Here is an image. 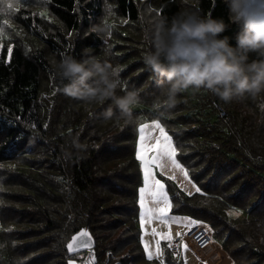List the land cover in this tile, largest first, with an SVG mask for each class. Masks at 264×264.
I'll return each instance as SVG.
<instances>
[{
    "label": "trees",
    "instance_id": "trees-1",
    "mask_svg": "<svg viewBox=\"0 0 264 264\" xmlns=\"http://www.w3.org/2000/svg\"><path fill=\"white\" fill-rule=\"evenodd\" d=\"M184 10L222 19L219 38L236 47L242 26L230 20L225 0L0 3V264H68L79 253L69 255L66 242L83 227L95 239L96 264H150L139 236L135 149L137 126L158 115L152 104L160 89L143 61L142 14L170 19ZM101 26L111 31L108 40L98 34ZM106 49L109 62L121 68L124 89L140 90L147 106L136 110L142 119L128 125V135L119 128L110 133L106 126L115 119L101 126L98 111L110 102L89 106L64 95L53 71L54 59H102ZM258 99L260 117L264 98ZM177 101L159 121L200 191L186 195L165 179L170 210L223 237L233 264H264V121L235 123L231 104L203 90L180 93ZM74 137L85 151L71 146ZM82 252L89 261L90 252ZM169 254L164 246V264H183Z\"/></svg>",
    "mask_w": 264,
    "mask_h": 264
},
{
    "label": "clouds",
    "instance_id": "clouds-1",
    "mask_svg": "<svg viewBox=\"0 0 264 264\" xmlns=\"http://www.w3.org/2000/svg\"><path fill=\"white\" fill-rule=\"evenodd\" d=\"M225 3L230 20L242 26L236 47L230 45L227 36L219 38L226 25L210 14L184 10L170 19L157 16L149 21L142 37L143 61L160 89L152 104L158 113L155 120L163 119L176 107L178 94L189 90L210 92L225 103L245 96L264 98V18L250 15L242 0ZM97 31L103 37L111 36L104 26ZM110 54V49L104 51L105 57ZM250 54L256 59L250 60ZM52 65L58 90L64 95L89 106L110 102L103 112L105 120L123 121L124 125L141 122L136 114L144 103L141 91L124 89L119 65L91 55L82 59L64 55ZM118 90L124 94L118 95ZM71 146L81 152L87 148L78 137L72 139Z\"/></svg>",
    "mask_w": 264,
    "mask_h": 264
},
{
    "label": "rangeland",
    "instance_id": "rangeland-1",
    "mask_svg": "<svg viewBox=\"0 0 264 264\" xmlns=\"http://www.w3.org/2000/svg\"><path fill=\"white\" fill-rule=\"evenodd\" d=\"M242 2H243L244 9L250 15L255 16V17L264 18V6L262 3L258 2V0H242ZM261 7H263V8H261ZM151 17L154 18V16L146 15L143 13L142 19L147 20V22L142 21L143 23H141V24H144L146 27H148L149 21H151L153 19ZM143 30L145 31L144 26H143ZM104 39L108 40L109 37H104ZM105 58L109 59V56L103 57L102 59H105ZM255 102H257V103L260 102V99L255 101L248 96L238 98V99H235L232 102H230V104H231L230 107L234 108V110L236 111V113H234L235 114V116H234L235 117V119H234L235 123L242 122V124H244V119L246 120V117L259 118L260 124L263 123V121H264V110L261 111L260 114H262V115H260V117L256 116L255 114H257V113L255 111V106H256V104H254ZM261 102L263 103L264 99H261ZM105 107L100 108V110L98 112L100 114H103V112L107 109ZM144 108H147V106L143 103L142 106L140 108H138L137 110L144 109ZM243 116H245V117H243ZM153 121H159V120L153 119L150 121L143 122L137 126V139H136L135 155L137 153V148H138V144L140 141L139 128L141 127V125H147L148 126L147 131L150 132L152 137H153L152 140L149 141V143L151 145L154 146L160 142L161 134H160L159 129L152 127ZM103 122L105 124H103ZM103 122H101L102 123L101 126H103L105 128V125L108 124L109 120H103ZM159 123L164 128L166 134L169 137H171V135L166 130V128L162 125V123L160 121H159ZM232 123H234V122H232ZM106 127H110L109 128L110 131L113 130V132L107 131L110 133H115L118 130V128L120 129V133H122L124 135H128L130 133V131L128 130V125H124L123 122H121V121L119 123L117 122L115 124H112V125L106 126ZM110 133H109V135H105V137L107 139L112 137L110 135ZM110 141H114V140L110 139ZM147 155L149 157H151V156L155 155V152H149V153H147ZM136 159H137V156H136ZM137 161L139 163L140 172H141V180H142V183L139 187L138 195H137L138 227H139V231H140V233H139L140 242H141V245L143 248L144 255L147 259V255H146V251H145V242L147 243L148 250L154 252L156 250V241L159 240L160 248L162 249L161 259L163 260L164 242L167 240L162 239L161 235L162 234H170L172 238L177 237L176 234L177 233H180L181 235L184 234L188 230L189 227H187V226H189V225H187L186 223H176V222H172V223H169L166 225V224L161 223L159 220H153L151 224L145 223L142 227L141 219H140V213H141L140 189L142 187H144V173H143L140 161L138 159H137ZM153 175H154L156 180L163 183L164 185H165V179L170 180L179 190H181L186 195H190V194L197 192L196 188H199L198 185L190 178V176L188 174H187L188 178L186 179L180 170L173 168L170 164H167V163H165V166L163 168L153 166ZM193 185H195V187ZM165 189H166V185H165ZM149 206H152V205L149 203ZM168 211H169L170 216H175V217H180V218H188V219H190V220H192L198 224H202L207 229V231L211 234L213 241L215 242L219 251L221 252L220 257L222 256V258H221L220 264H233L232 260L229 258V256L225 252L224 238L218 237L214 233H212L214 231H212L210 226H208L206 223H204L202 221H198V220H195L193 218H190V217L186 216L185 214L174 213L170 209ZM233 214L235 216H241V213L239 211H233ZM153 229H155L156 232L160 233L161 235H157L155 237L152 236L151 232ZM185 244L187 245V249H185V247H184ZM169 256L173 259H177V260L182 261L183 264H206L203 261V259H201L199 257V255L196 253L192 243L187 239H183V243L179 245L178 250L176 252H170ZM70 259L72 260L73 264H87L88 254L85 252H81V253L79 252V258L77 256L70 257L68 259V264H69ZM161 259H152V260L147 259V262H149L150 264H161ZM163 264H164V262H163Z\"/></svg>",
    "mask_w": 264,
    "mask_h": 264
},
{
    "label": "snow or ice",
    "instance_id": "snow-or-ice-1",
    "mask_svg": "<svg viewBox=\"0 0 264 264\" xmlns=\"http://www.w3.org/2000/svg\"><path fill=\"white\" fill-rule=\"evenodd\" d=\"M0 3H3V0H0ZM12 7V4L7 5L8 9H11ZM11 51L12 49L9 48L8 52L11 53ZM147 127V125H141V127L139 128L140 141L136 153L137 159L140 161L144 173V187L140 189L141 225L143 227L145 223L151 224L153 220H159L161 223L166 225L172 222L194 225L196 224V222L188 218H180L169 215L168 210L172 207L170 198L165 189V185L155 179L153 175V166L163 168L165 166V163H167L170 164L173 168L180 170L186 179L188 178V176L186 170L176 159L177 148L174 146L172 138L166 134L159 121L152 122V127L159 129L161 134L160 142L154 146L149 143V141H151L153 137L151 133L147 131ZM149 152H155V155L149 157L147 155V153ZM193 186L195 187V185ZM196 191L199 192L200 189L196 188ZM149 203L152 206H149ZM151 235L155 237L161 234L157 233L156 230L153 229ZM176 235L180 239L175 244V247L179 248V245L183 243V236L180 233H177ZM161 238L169 241L168 247L171 248L174 246L170 234H162ZM90 241L91 237L88 231L82 230L78 235L72 237L71 242L67 245V249L70 253H75L82 248H88L91 256L87 264H96L95 254L94 251H92V245ZM184 247L185 249H187L186 244L184 245ZM145 251L147 259L149 260L161 259L162 257V249L160 248L159 240L156 241V250L154 252L148 250L147 243L145 242ZM69 264H73L71 259L69 260ZM161 264H163L162 259Z\"/></svg>",
    "mask_w": 264,
    "mask_h": 264
},
{
    "label": "built area",
    "instance_id": "built-area-1",
    "mask_svg": "<svg viewBox=\"0 0 264 264\" xmlns=\"http://www.w3.org/2000/svg\"><path fill=\"white\" fill-rule=\"evenodd\" d=\"M198 225V226H197ZM183 239L189 240L196 253L206 264H220L221 252L217 245L213 241L211 234L202 224H194L189 226L188 230L182 234ZM179 237L172 238L173 247H168L169 241L164 242L165 249L170 252H176L178 250L175 244L179 241Z\"/></svg>",
    "mask_w": 264,
    "mask_h": 264
},
{
    "label": "water",
    "instance_id": "water-1",
    "mask_svg": "<svg viewBox=\"0 0 264 264\" xmlns=\"http://www.w3.org/2000/svg\"><path fill=\"white\" fill-rule=\"evenodd\" d=\"M82 230H87L88 233H89V235H90V237H91V241H90V243H91V245H92V251H94V254H95V261H96L95 239H94V237L92 236V234H91V232L89 231V229H87V228H84V227H83V228H80L78 231H76L75 233H73V234L71 235V237L69 238V240L66 242V250H67V252H68L69 255L76 254V253H79V252H82V251H89L88 248H82V249H80L78 252L70 253V252L68 251V249H67V245H68V243L71 242L72 237L78 235ZM85 239H87V238H85ZM89 252H90V251H89Z\"/></svg>",
    "mask_w": 264,
    "mask_h": 264
},
{
    "label": "crops",
    "instance_id": "crops-1",
    "mask_svg": "<svg viewBox=\"0 0 264 264\" xmlns=\"http://www.w3.org/2000/svg\"><path fill=\"white\" fill-rule=\"evenodd\" d=\"M189 226H191V225H189ZM189 226H187V227H189Z\"/></svg>",
    "mask_w": 264,
    "mask_h": 264
}]
</instances>
